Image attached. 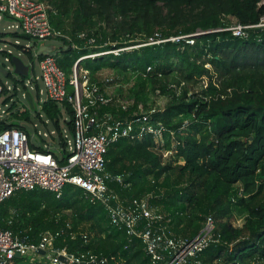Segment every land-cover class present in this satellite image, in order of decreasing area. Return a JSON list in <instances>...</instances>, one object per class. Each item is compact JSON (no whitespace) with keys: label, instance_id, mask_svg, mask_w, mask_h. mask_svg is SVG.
<instances>
[{"label":"trees","instance_id":"16d2710c","mask_svg":"<svg viewBox=\"0 0 264 264\" xmlns=\"http://www.w3.org/2000/svg\"><path fill=\"white\" fill-rule=\"evenodd\" d=\"M42 1L49 6L51 25L63 35L54 38L60 46L49 54L67 75L84 57L77 64L79 73L87 70L90 82L103 90L97 78L102 70L133 76V102L123 108L121 100L107 94L110 100L100 116L125 120L140 106L148 111V89L169 98L151 114L167 129L160 147L151 134L109 142L104 171L122 176V181H109V188L123 202L147 198L176 237L195 236L211 215L214 240L190 264H264V28L249 29L244 38L222 29L230 17L243 25L257 23L264 0ZM197 31L202 33L192 44L170 39ZM150 38L162 41L149 43ZM17 48L33 59L30 48ZM113 49L123 50L107 52ZM94 53L99 54L85 57ZM44 55L35 53L37 60ZM62 109L72 131L74 113L67 103H41L58 130ZM20 120H28V113L0 118V131L16 127L29 134ZM169 149L172 154L163 157L162 150ZM66 162L61 156L59 164ZM234 212L245 214L240 226L230 222ZM0 228L33 243L45 231L58 233L55 249L74 255L89 251L110 258L108 264H165L163 259L153 262L139 237L113 225L104 206L90 202L71 183L58 192H14L0 201Z\"/></svg>","mask_w":264,"mask_h":264},{"label":"built area","instance_id":"2783aa9c","mask_svg":"<svg viewBox=\"0 0 264 264\" xmlns=\"http://www.w3.org/2000/svg\"><path fill=\"white\" fill-rule=\"evenodd\" d=\"M48 9L49 6L42 0H0V15L15 18L21 32L34 40L63 36L51 25ZM252 28H264V14L255 24L243 25L235 21L222 29L229 30L232 36L244 38ZM201 33L197 31L170 39L185 38L187 44H192L193 37ZM78 36L84 37L85 33H80ZM160 41L162 40L149 39V43ZM89 43H92L91 39ZM121 50L123 49L107 52L118 53ZM9 54H11L9 51H5L3 56L11 63ZM98 54H89L85 57ZM38 64L40 75L34 76V81L31 78L28 80L36 82L41 79L46 93L44 100L49 99L59 104L67 103L74 113L73 130L70 131L72 140L68 139L66 134L62 135L59 132L60 147L66 153L67 162L60 165L61 157L50 144H41L34 135L22 129L12 127L1 130L0 201L18 190L41 188L58 192L65 183H71L81 187L90 202H100L113 225L123 227L129 236L139 237L153 262L163 259L165 264H190V259L192 260L214 240L213 217L209 215L199 232L191 238L173 236L162 224V215L149 206L147 198H133L125 202L120 200L109 188L108 182L122 181V176L111 175L104 171L107 147L113 140L121 137L142 139L144 135L151 134L156 148L164 143L163 133L167 131L166 127L160 121L154 122L151 118V114L157 109L151 108L148 111L141 109L134 112L129 119L110 120L106 114L100 116L98 113L101 106L110 98L97 82H90L87 70L79 73L75 63L71 73L67 75L57 64L55 57L49 53L38 60ZM28 66L30 70L31 64ZM148 70L150 67L147 68ZM4 90L5 86L0 80V95ZM121 104L123 108L127 106V103L122 101ZM168 133L171 140L175 139L172 131ZM32 138L36 139L37 143H33ZM31 142L35 147L29 146ZM174 145L175 142L171 147ZM162 151L163 157L172 154V149ZM141 222H144L142 226ZM57 234L45 231L40 234L39 241L33 243L20 239L10 230L0 228V264H13L17 254H33L40 258L41 251L45 253L44 257L50 264L109 263L110 258L89 251L74 255L55 249L53 241ZM60 255L64 256V261L60 259Z\"/></svg>","mask_w":264,"mask_h":264},{"label":"rangeland","instance_id":"374dc122","mask_svg":"<svg viewBox=\"0 0 264 264\" xmlns=\"http://www.w3.org/2000/svg\"><path fill=\"white\" fill-rule=\"evenodd\" d=\"M229 24L234 23L236 20L233 17L228 18ZM22 33L18 21L8 15H0V34L3 37L0 38V50L9 51L12 56L19 57L24 64H31L27 77H21L13 72V65L5 60V57L0 53V63L5 66L9 72V76H3L0 74V80L5 86V91L0 95V116L1 119L10 120L11 112L28 113V120H20V124L24 125L30 135H34L41 144H50L51 148L57 152L58 156H65L61 150L59 139V132L63 135L66 134L67 138L72 140L70 131L68 130L64 118L66 115L64 112L63 117L59 122V131L54 127L53 123L47 119L41 110V103L46 98L44 91V85L41 79L36 82H30L28 78L33 79L34 76L40 75V69L38 60L35 57V53L40 45H47L55 48L52 52H55L60 46V42L54 38L46 40H34L32 38H19L11 35L12 33ZM17 45H21L31 49L33 53V59L23 51L17 48ZM97 78L102 81L104 90L109 96H115L124 103L131 104L133 97L130 93V87L134 83V78L130 73L126 75H120L118 72L110 70H102L98 73ZM197 89V88H196ZM29 91L34 101V108L31 109L25 99V92ZM168 97L161 93L158 89H148V101L147 105L157 110L163 109L168 102ZM140 109L145 110L140 106ZM40 116V117H39ZM33 143H37V140L32 138ZM244 213L234 212L230 218V222L235 226H240L243 223Z\"/></svg>","mask_w":264,"mask_h":264},{"label":"water","instance_id":"95a60500","mask_svg":"<svg viewBox=\"0 0 264 264\" xmlns=\"http://www.w3.org/2000/svg\"><path fill=\"white\" fill-rule=\"evenodd\" d=\"M52 51H53V47L43 44V45H40L39 48L37 49L36 55L39 56L41 54H48V53H51ZM81 59H83V58L78 59V61L76 62V66ZM10 61H11V64L13 65V72L14 73L20 75L21 77H27L28 71H29L28 65L24 64L23 61L17 56H12L10 58ZM0 74L5 76V77L10 75V72L1 63H0ZM25 99H26L29 107L31 109H33L34 108V101H33L32 95L30 94L29 91L25 92ZM59 257L62 261L65 260L64 256L60 255ZM79 264H94V263L93 262H89V263L81 262Z\"/></svg>","mask_w":264,"mask_h":264},{"label":"crops","instance_id":"0c3cea01","mask_svg":"<svg viewBox=\"0 0 264 264\" xmlns=\"http://www.w3.org/2000/svg\"><path fill=\"white\" fill-rule=\"evenodd\" d=\"M106 92V91H105ZM44 252L41 251L40 258H37L33 254L29 255H19L17 254L13 259V264H50L46 257H44Z\"/></svg>","mask_w":264,"mask_h":264}]
</instances>
